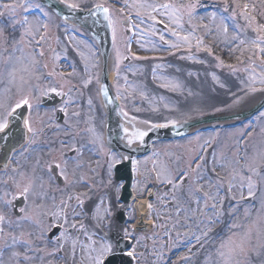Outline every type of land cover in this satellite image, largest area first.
<instances>
[{
  "label": "rangeland",
  "instance_id": "374dc122",
  "mask_svg": "<svg viewBox=\"0 0 264 264\" xmlns=\"http://www.w3.org/2000/svg\"><path fill=\"white\" fill-rule=\"evenodd\" d=\"M63 2V0H58ZM99 0H75V2L80 4V8L89 9L93 7ZM105 5L106 2L110 0H104ZM3 2V1H2ZM9 2H14V0H10ZM17 2H22V0H17ZM33 5L38 4V2L30 1ZM71 2V0H70ZM114 3L111 8L116 9L120 8L123 5L115 3V0H112ZM157 3H165L167 0H156ZM178 4L187 3V0H176ZM211 2L216 3V11L218 16L221 14L218 10L223 8V0H211ZM6 3V2H4ZM232 3V0H229V4ZM240 3H248L250 6L255 4L257 12L252 13L251 7L249 11L253 15H257V19H260V16L257 13L264 12V4L261 3V0H240ZM40 5V4H39ZM33 8V7H31ZM40 8L42 6L40 5ZM45 13H47V19H42L41 14L37 9L32 11V15H26L30 21L39 20L41 22H46L49 25V40L43 42L41 45L37 46V51L41 48L46 50L47 54L41 61L42 63L48 64L47 72L53 71L54 67H59L63 69H69L67 79L64 83L67 84L65 88V93H67L66 103L71 102L65 110L66 112V123L71 126V131L64 130L59 140L58 138L53 139V143L58 142V147L61 150L62 140H68L69 143H73V145L82 144L84 138L86 137L92 138V133L88 131L90 128L95 129V134L98 133L97 126H104V117L102 114H97L96 106L101 103L99 98V86L98 83L100 81V59L97 52L96 45L90 42H82L78 40L74 34H76V27L67 24L60 18H57L51 11L48 9L42 8ZM127 10H125V13ZM120 14L113 11L111 16L115 21V40L113 49L111 52L110 58V68L114 73V90L116 94L117 85H119L120 92L119 98L121 100V107L127 113L126 116L128 118H133L135 120L143 121H151L153 124H163L168 120L175 119L177 121H186L190 119H194L200 116H206L209 114L216 113H236L246 108V106L252 104V102L256 99L260 94L264 95V85L255 84L253 87L258 89L253 92L250 91L249 85L247 82V73L241 71L238 68L235 73H230L228 71H222L218 68V61L214 58L207 55L206 46L213 41L217 44V48L221 49L222 46L231 51L228 41L225 39L222 32L215 31L216 25L219 24V19L213 24L210 22V15H203L204 19L194 18L193 23L200 26L198 32L200 34H206L203 25L207 24L210 28L213 29L211 34H206L208 39L206 40L208 44L201 45V50H197V52L192 53L195 57L194 59H189L188 54L183 57L177 58V64L183 61V66L178 65H168L163 63V67L166 71H168L169 75L176 81H178L181 87L177 90H169L162 87H159L160 84L166 82L164 80L159 79V77L164 76L162 72L156 73L155 78L153 75V67L160 63H152L153 60L151 57L147 60H131L128 55V47L125 44V31L127 25L121 22ZM135 16V14L133 13ZM25 16L23 12H17V19ZM157 19H162V17L157 16ZM136 24L138 28L135 30L136 35L139 40L136 41V51L139 50L140 53H150V52H164L170 48L163 46L159 41L158 36H153L150 34H145L144 36L140 35V32L145 30L148 25L147 24H139V21L135 18ZM65 22V23H64ZM264 22V21H262ZM168 21L165 20V24ZM229 31L228 37L229 39L232 35L235 34L234 29L236 28V24H243V20L237 17V20L234 22L232 20H228ZM0 28L4 30L5 35H15L19 38V34L23 31L22 27L19 24L14 25L12 19L9 18L7 14L2 16L0 21ZM158 30H163L156 25ZM189 25L187 23V17H185V29H188ZM72 33L73 35H68V33ZM197 33V32H196ZM42 35V30L41 33ZM113 34V31H112ZM77 35V34H76ZM248 35H251L249 32ZM58 38V39H57ZM39 39V35L36 37ZM166 40H174L170 34H165ZM195 40V39H194ZM193 40V42H194ZM212 43V42H211ZM144 45V47H141ZM153 47L157 48V51H151ZM181 47H187L183 45ZM51 49L48 51V49ZM196 48V46H195ZM172 50V49H171ZM26 51H31V49H26ZM217 51V49H216ZM229 51V52H230ZM83 53V56H81ZM117 53L120 55L119 62V77L117 76ZM217 53V52H215ZM197 54H200L199 57H196ZM7 55V53H5ZM19 55V53H17ZM249 53L245 52L244 56L247 57ZM58 56V58H56ZM179 56V55H178ZM239 56V52L229 54L230 62H238L237 57ZM215 57V56H214ZM202 58L211 59L214 64L210 67H207ZM39 59V57H38ZM127 60V61H126ZM211 60H207V63H212ZM126 62H130L126 64ZM87 66V70H86ZM72 67V70L70 68ZM158 69V68H157ZM156 69V70H157ZM191 70V73L188 72ZM56 71V70H55ZM57 72V71H56ZM227 73V76H224ZM186 81H185V76ZM201 75L203 79L202 87H198V83H194V80L191 79V76L195 77L196 80L198 76ZM223 75V76H222ZM125 77L127 81L130 82L131 85H135V90L129 86L128 83L125 82ZM165 77V76H164ZM215 77V78H214ZM220 77L226 78L231 82L230 86H226L222 83ZM233 80H232V79ZM91 79V83L85 85V81ZM182 81H181V80ZM41 88L44 90H48L49 86L56 89V80H48L42 79L39 81ZM74 84V87H72ZM156 86V87H155ZM190 86V87H189ZM201 90V91H200ZM212 90L217 94H221L222 98H224L223 104H217L216 106H209L202 103V99H204L203 91ZM143 91L145 96L142 97L140 92ZM51 92V91H47ZM63 92V93H64ZM40 92L37 91L33 94L31 99L32 108L30 109V113L28 119L31 121V127L35 129L38 128H49L53 120L54 114L51 113V110L45 111L37 108L36 102L40 100ZM127 97V98H125ZM163 97L164 99H160ZM79 99L80 103L77 102ZM91 100V104L89 103ZM74 103V104H73ZM65 105V104H63ZM167 105V107H165ZM101 106V105H100ZM65 107V106H64ZM261 113H264V109L261 110L259 114H257V118L255 123H248L236 129H223L218 130L215 133H205L199 134L192 138H186L178 141L171 142H158L153 146V153L157 152L159 156H150L144 157L142 160H137V170L136 173V184L134 186V190L138 195L142 190L148 192V194H154V199L147 202V206L149 203L153 205V210H149L147 207V221L148 225L153 224V230L150 228L149 234H146L143 237L138 238L137 243H143V262L144 264H166L165 257L169 252H176V247L180 245V242L184 239H188L189 236H193L192 234H199L198 229H202L203 225H198L196 219H189L187 221V225L185 226L184 214L182 213L179 217L180 224L173 227L174 222L178 219L175 216V204L171 202V196H164L165 193H171V188L168 189L169 186L167 184H163L157 181L155 172L153 171V161H163L167 163L169 168L175 174L178 170H184L189 168V161L198 158L201 154L198 149L201 148V145H204L205 141H211L213 139L217 140L215 145L210 146V150L208 153L206 152L203 156L205 157L206 163H203V167L201 171L205 174V179L201 180V184H206L209 179L212 180L213 183L216 182L217 178L223 180V186L219 192V197L223 198V209L227 213L230 204H235V201L232 199L235 196L237 199L240 197V192L237 189H233L231 193L228 192V180L230 179L229 171L230 169H220L217 168L216 172H212L213 163H212V152L215 151L217 154V158H225L232 159L234 158L237 152L240 155H244L247 152L248 155H252L255 149L264 146V118L261 117ZM36 124L37 126H34ZM146 124V123H145ZM148 125V124H146ZM249 125L251 126L249 128ZM36 130V129H35ZM251 132V136H248L247 133ZM103 133V129L101 130ZM78 133V134H76ZM241 134H244L243 140H248V142L242 144L241 143ZM246 137V138H245ZM34 137H32V132L28 131V140L31 142ZM103 143V142H102ZM241 145V146H240ZM63 148L64 145L62 144ZM208 147V145H207ZM65 150V148H64ZM27 151V150H25ZM19 152L15 154V167H20V171L24 172L28 168L29 170L35 169V173L40 171L42 168L41 163L49 160V151L46 153L42 152H34L33 155L22 154L23 152ZM115 157V156H114ZM119 158L116 156V161ZM53 162H56L60 166V170H65L66 175L68 177L66 181L67 186L65 189H62L59 193H54L53 187L55 185L53 183L47 182L45 176L40 172L39 176L43 177L45 187L52 188L51 189V197L47 198L44 203L47 204L48 210L51 212H57L60 207L61 200H65L68 202L67 209V218L68 223L65 224L64 220L60 216H55L58 220H61L64 226V229H70V223L82 222L81 212L74 202L76 199L75 196L80 194V198L85 202L87 197L91 194L86 193L83 185L81 184V178H88L90 174L98 176L96 182L99 184L97 189V198L104 197V181L102 176L105 173V168L100 167V169L96 170L92 173L93 169H89L86 165H83L79 168H76V164H71L63 160V158L58 157L51 161L48 165H51ZM66 162V165H65ZM193 167V169H195ZM42 170V169H41ZM80 172V174L78 173ZM147 177L144 180V177ZM109 180H112V173L109 176ZM0 184L5 188L4 191H8L11 193L15 192L12 184L8 182L5 177H0ZM11 184V185H9ZM114 186L110 188V192H114L116 194V199L120 193V184H115L112 182ZM9 185V186H8ZM150 187V188H149ZM108 188V187H107ZM188 185H185L179 192L176 193L180 203L187 208L195 207L194 203H191L187 196ZM207 187L204 188V191H209ZM211 191H215V189H211ZM72 196L73 199L68 201V197ZM246 196V192L244 193ZM112 195H110L111 199ZM164 197V198H159ZM54 198V199H53ZM40 203L39 200L36 201ZM74 202V203H73ZM31 203V198L29 200ZM170 204H172L170 206ZM220 207V205H217ZM255 206L259 207V202H255ZM243 207L241 206L237 216L234 219L239 220L240 222H246L243 215ZM135 212H137V208H135ZM73 213H77V215L73 216ZM171 214V219H169V215ZM255 216V211H253V217ZM53 216H44L43 222L46 220L47 225L43 230H49L50 227L54 224L55 220L52 218ZM159 217V218H158ZM76 218L78 220L76 221ZM199 218V217H198ZM227 220L228 217L225 216L223 218ZM164 225V227H160V225ZM223 227V225H217L214 227V231H218L219 228ZM26 228V232H32L33 236L31 237L34 244L35 241L40 238V233L35 231L34 225L25 224L23 229ZM21 229V230H23ZM177 233L180 235L178 236ZM187 234V235H186ZM144 238V239H142ZM145 239H149V244L145 241ZM196 244V243H195ZM191 244L187 247V253L191 254L190 261L187 264H204L206 245L204 248H200L199 245ZM192 247V248H191ZM213 258H214V246L211 247ZM20 251H23L20 249ZM36 259H33L29 262V264H45L44 256L43 260L39 259V254L35 253ZM261 258L253 255L252 260L253 264H259Z\"/></svg>",
  "mask_w": 264,
  "mask_h": 264
},
{
  "label": "snow or ice",
  "instance_id": "6c2138e0",
  "mask_svg": "<svg viewBox=\"0 0 264 264\" xmlns=\"http://www.w3.org/2000/svg\"><path fill=\"white\" fill-rule=\"evenodd\" d=\"M63 3L73 11L80 8V4L75 2V0H71V2L70 0H63ZM115 3L123 6L113 9L103 3H96L89 9V12L93 15L103 14L109 27L112 28L114 40L116 29L111 13L113 11L119 13L121 22L136 30L138 25L132 23L134 13L139 24L148 25L145 30L140 32L141 36L145 34L158 36L161 44L171 49H179L181 46L186 45L189 50V59L195 58L190 51L194 39L196 49L198 51L201 50L204 38L196 35L198 25L192 22L196 16L199 0H187V3L183 4H178L176 0H167L165 3H157L156 0H115ZM261 3L264 4V0H261ZM31 7L40 8V5H33L30 0H22V2L14 0V2L10 3H4L0 0V16L7 14L13 20L14 25L19 24L23 29L19 34V38H17L15 35H5L4 30L0 28V132L9 127L10 118L15 115L17 109L24 106L29 109L32 108L31 99L35 92L39 91L40 95H46L47 91L56 90L51 86H49L47 91L42 89L39 81L50 79L56 75H60L63 78V74L57 73L55 69L51 72L46 71L48 64L41 61L47 52L42 48L37 51V46L49 40L47 35L49 30L48 23L39 20L30 21L26 15L20 19L16 18L18 10L26 12ZM250 7L252 13L257 12L255 4L251 6L248 3L241 4L240 0H232V3L229 4V0H223V8L218 10L221 14L218 16L217 11H213L210 14V22L214 24L219 19V24L216 25L215 31L222 32L228 41L231 48L229 54L239 52L237 60L239 65H243L240 70L248 74L249 89L255 92L258 90L253 87L255 84L264 85V22H262L264 21V12L257 13L260 16L258 20L257 15L250 13ZM40 10L43 11V9ZM125 10H127V15H125ZM44 15L47 16V13H44ZM157 16L162 17V19L158 20ZM185 17H187L188 29H185ZM237 17L242 19L244 23L236 24V32L229 39L227 21L230 19L235 22ZM201 19L204 18L201 17ZM165 20L168 21L167 24H165ZM157 24L164 25L163 30H158L156 28ZM203 28L206 34L213 32V29L207 24L203 25ZM41 30L44 33L43 35L40 34ZM249 32L251 35H248ZM166 33L170 34L174 40H166ZM38 35L39 39H36ZM141 47H144V45H141ZM26 49H31V51H26ZM50 50L49 48L48 51ZM150 50L157 51L158 49L153 47ZM206 50L210 55L212 54L211 46H206ZM245 52L249 53L247 57L244 56ZM81 56H83V53H81ZM133 58L138 60L150 59L149 57L135 56V54H133ZM151 59L162 58L151 57ZM215 59L218 61V67H226L233 73L238 70L237 65H225L219 56H216ZM119 62L120 55L117 53L118 77ZM161 67L163 65L154 66V78L156 69ZM159 79L166 81L160 84L159 87L173 91L181 87L180 83L172 78L161 76ZM125 82L135 90V85H131L126 77ZM84 83L85 85L91 83V79L86 80ZM101 91L107 95L108 89L102 85ZM117 92L119 96V85H117ZM140 95L144 97L145 93L141 91ZM160 99L164 98L161 97ZM89 103L91 104V100H89ZM124 115L126 116L127 113H124ZM260 118H264V113H261ZM144 123L150 126L148 131H151L153 128H167L169 125L176 126L182 122L172 119L163 124H153L150 120ZM24 124L29 132H34L29 119H25ZM88 131L95 137L94 143L100 140V137L96 136L94 128H90ZM124 131L127 133V143L129 145L136 140L142 143L144 137L148 134V131L135 127H133L131 132L128 129H124ZM247 135L251 136V132L249 131ZM240 138L243 140L244 134H241ZM209 143L210 141H205L204 145H201L202 152L207 150ZM100 146L101 148L103 147L102 142ZM73 148L75 149V145H73ZM159 155L157 152L153 153V156ZM198 159L201 163H197L195 169L189 166L187 170H178L175 174L167 163L158 160L153 161V171L157 181L171 186V193H165L164 196L170 195L171 202L176 206L175 216L178 219L174 222L173 227L180 224L179 217L182 213L184 214L185 226H188L187 221L189 219H196L198 225H203L202 229H198L199 234L192 235L200 248H204L209 244L214 246V258L213 253L209 252L205 256L204 264H253V255L261 258L259 264H264V146L255 149L252 155H248L247 152L244 155H240L237 152L232 159L223 157L218 159L216 152H212V172L215 173L217 168L230 169L228 192L231 193L233 189H237L240 192L239 199L235 196L232 197L235 204H230L227 213L223 209V198L219 197L224 181L218 177L215 183L209 179L206 184H201L200 181L205 179V174L201 169L203 163L207 161L203 155L199 156ZM137 163L135 160L132 161L133 171L137 170ZM7 167L8 165H5V168ZM56 167L60 166L57 165ZM111 167L112 165L110 164L109 168L111 169ZM16 171V169H13V172ZM47 171L51 178V173L54 171L52 165L48 166ZM18 175L19 179L13 176L8 177V182L15 189L14 193L8 191L0 192V264H29L30 261L37 258L35 253L41 252L44 255H56L58 251L63 249L62 241L69 238L66 235L67 229H65L61 232L60 237L56 238V242L60 245L59 249L47 252L34 246L31 238L33 236L32 232L21 230L25 224L41 226L44 216H60L64 223L67 224V209L69 205L67 201L62 199L57 212L49 211L47 204L44 203L47 199V191L43 177L36 175L35 169H33L32 174H25L21 171ZM60 175L67 181L68 177L65 170L62 169ZM185 185H188L187 196L190 202L195 204V207H184L176 195ZM205 187L210 190L204 191ZM213 188L215 191H211ZM245 192L246 196L244 195ZM18 197L24 199L25 207L19 209L21 214L13 220L5 214L3 209L14 208V201ZM30 198L31 203H29ZM159 198L162 199L164 197ZM72 199L73 197L70 195L68 201ZM75 199L78 205H83V200L79 195ZM37 200L40 203H37ZM256 201L259 202L258 208L255 206ZM102 203L103 201H101ZM218 204L220 207L217 206ZM241 206H244L243 215L246 222L234 219ZM147 207L150 211L153 210L151 203ZM100 211L101 206L96 205L95 215L99 217ZM103 211L107 214L110 209L104 208ZM253 211H255L254 217ZM75 215L77 213H73V216ZM225 216L228 217L227 220L223 219ZM171 218L170 214L169 219ZM217 225H223V227L219 228L218 231H214V227ZM70 227H78L89 240L87 244L81 243L83 252L81 264H106V257L112 253L111 243L103 237L99 241L93 239L95 233L89 234L86 226L82 223L79 226L73 223ZM160 227H164V225L162 224ZM127 235L129 233L125 230V236ZM177 235L179 236L180 234L177 233ZM40 239H43V229L41 230ZM76 244L77 240L72 239L73 258L76 256ZM20 249H23V251H20ZM44 255L39 256V259L43 260ZM127 255L135 258L136 253L133 250L127 252ZM190 258V256H184L180 259L186 262Z\"/></svg>",
  "mask_w": 264,
  "mask_h": 264
},
{
  "label": "bare ground",
  "instance_id": "6f19581e",
  "mask_svg": "<svg viewBox=\"0 0 264 264\" xmlns=\"http://www.w3.org/2000/svg\"><path fill=\"white\" fill-rule=\"evenodd\" d=\"M201 91V90H200ZM203 93H204V98H208V99H205V102L207 103V104H212V103H214L215 101H220L221 99L220 98H215V97H217L216 95H214V93L212 92V90H208V91H203ZM214 98H215V100H214ZM132 144H137V141H134ZM138 209H139V211H140V213L139 214H145L144 213V210H145V204L143 203V202H141V203H139L138 205ZM142 215V216H143ZM144 217V216H143ZM80 255V254H79Z\"/></svg>",
  "mask_w": 264,
  "mask_h": 264
}]
</instances>
